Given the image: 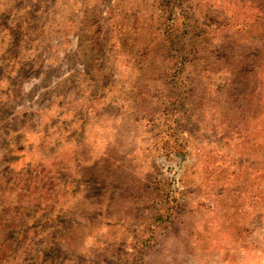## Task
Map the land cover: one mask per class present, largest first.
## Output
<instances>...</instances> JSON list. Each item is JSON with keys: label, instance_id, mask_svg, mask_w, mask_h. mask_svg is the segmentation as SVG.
Instances as JSON below:
<instances>
[{"label": "rangeland", "instance_id": "374dc122", "mask_svg": "<svg viewBox=\"0 0 264 264\" xmlns=\"http://www.w3.org/2000/svg\"><path fill=\"white\" fill-rule=\"evenodd\" d=\"M0 264H264V0H0Z\"/></svg>", "mask_w": 264, "mask_h": 264}, {"label": "trees", "instance_id": "16d2710c", "mask_svg": "<svg viewBox=\"0 0 264 264\" xmlns=\"http://www.w3.org/2000/svg\"><path fill=\"white\" fill-rule=\"evenodd\" d=\"M173 0H162V4L164 7H169Z\"/></svg>", "mask_w": 264, "mask_h": 264}]
</instances>
